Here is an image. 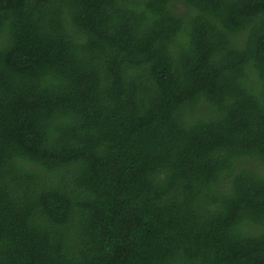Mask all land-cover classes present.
I'll return each mask as SVG.
<instances>
[{"label": "trees", "instance_id": "obj_1", "mask_svg": "<svg viewBox=\"0 0 264 264\" xmlns=\"http://www.w3.org/2000/svg\"><path fill=\"white\" fill-rule=\"evenodd\" d=\"M0 264H264V0H0Z\"/></svg>", "mask_w": 264, "mask_h": 264}]
</instances>
